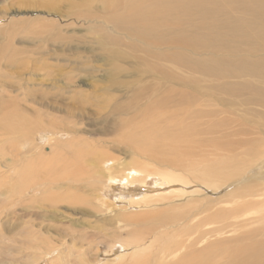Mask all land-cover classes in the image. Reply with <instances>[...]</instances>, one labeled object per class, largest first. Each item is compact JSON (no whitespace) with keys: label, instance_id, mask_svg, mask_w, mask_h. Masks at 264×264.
<instances>
[{"label":"bare ground","instance_id":"obj_1","mask_svg":"<svg viewBox=\"0 0 264 264\" xmlns=\"http://www.w3.org/2000/svg\"><path fill=\"white\" fill-rule=\"evenodd\" d=\"M78 1V3L72 4L71 9L78 10V7H83L85 13L75 11L67 19L85 21L84 23L92 20L96 23L93 24V28L98 32V35L88 39L86 36L85 38L76 36L77 43H68V48L73 47L75 50H79L85 45L89 49L94 47L99 50V53L101 52L105 58H108V69L116 79L108 81L109 86H105V88L103 86L100 90L98 88L100 85L92 86L93 91H90L89 96H85V98L78 97L79 91H73L71 88L73 82L69 83L68 78H66V82L63 81V84L68 86L52 87L53 91L57 90L50 92L54 102L48 107L54 113L63 110L64 114L59 117L41 111L44 108L27 110L25 106L22 107L14 97L7 93L4 86H0V116L4 115V119L17 116L16 121L20 125L22 124V129H20L18 126L13 128L9 121L5 122V125H3L4 122L0 123V136L7 137V142L9 140L17 141L16 136L21 141L24 135H27L25 132L27 126L31 125L29 133L32 135L38 134L42 130L56 137L54 140L52 139V143L58 146L55 162L51 158L53 172L46 171L40 178L37 175L36 182L39 185L48 183L56 190L64 187L71 188L72 198L64 202L70 205L79 204L81 214H101L107 220L104 223L105 226L98 227L96 230L83 233L82 229V233L77 230L73 231L71 235L84 237L88 241L95 239L99 242L114 244L118 243V238L121 237L123 231L130 239L141 233L144 235L145 242L136 239L137 241L127 244V248L132 251L122 254L114 264H264V233L251 230L240 232V230L249 227L250 211L256 206H264L262 195L256 193V191L262 190L264 196V175L252 182L246 179L247 175L242 180L235 181L234 178L235 175H240L242 172L240 168H247L250 171L259 170L260 166L256 162L260 158H263L264 161V139L259 147L256 137L248 136L244 132L240 138H234L232 134L218 135L217 129L220 123L211 118V110L206 109L207 104L193 100L195 106L198 107L196 110L191 108L189 103H185L186 100L183 97L192 99V94L196 96L203 94L202 90L194 86H176L178 88L168 92V98H170L168 103H165L166 99L164 98H153L143 105H141L143 101L140 102L144 99L146 92L155 89L154 87L145 89L144 86H156L142 84L145 78L153 77L160 83H169L168 79L161 76L166 75L163 67L157 63L152 64L151 60L156 62L178 61L189 64L192 71L199 72L203 68L204 60H194L197 53L213 54L220 51V48H224L223 52H230L231 56L240 57V53L233 54L236 52L235 44L238 41L246 49L243 62L244 66L248 68L246 73L252 77L255 75L258 81L264 83V67H262L261 60L256 59V56L264 53V46H262L264 44V0H215L218 1L220 12L212 7L213 10L209 14L198 7V0ZM237 3L244 4V9L251 10L257 20L258 18L262 19V23L258 25L260 30L239 23L238 18L244 11L239 12L242 6ZM207 8L209 6L203 7V10ZM175 12L179 14L177 17H174ZM32 20L30 22H34ZM39 24L40 26L36 28L34 34L29 37L32 45L43 44L46 46L51 37L64 39L60 32L55 34L49 24H42L40 21ZM99 24H102V30L109 32L108 37L98 31ZM66 25L69 24L66 23ZM168 25V28H163ZM89 26L84 29L88 30ZM155 30L158 35L157 42L151 40L149 33ZM259 36L262 40L260 43H256L255 38ZM184 41L188 44H184ZM16 43L12 46L11 39H9L0 47V61L3 62V65L19 69L18 72H21L23 70L21 68L25 64L29 62L33 64L35 61L33 64L35 65L36 62H39V59H31L32 55H25L24 49H18L21 47V41ZM64 48H67L66 45ZM167 49L173 50L167 51ZM7 50L9 53L5 58L1 57L2 53ZM133 50L140 55L133 53ZM18 53L24 55L18 57L16 56ZM124 53L129 54L128 59L123 55ZM248 55L252 56L250 58L252 60L248 59ZM119 60H125L128 66H120ZM217 61L229 62L221 56H218ZM140 68L141 77H132L129 81V84L132 82L141 83V85H137L140 87L119 92L117 86L125 84L122 77L131 74L132 71H139ZM147 71H153L157 75L151 76ZM8 73L9 76L12 72ZM180 74L185 77V80L191 77L187 71L180 72ZM48 76L47 74L41 77L48 78ZM127 77L129 78V75ZM242 86L246 90L255 88L248 82L242 83ZM256 86L260 93L259 105H264V86L258 84ZM191 88H196L198 93L195 94ZM32 93L35 92L27 91L25 94ZM66 93H73V96L67 103H61ZM36 94L41 101V95ZM243 96L250 97L245 93ZM213 101L215 108L231 110L225 108V103L215 98ZM133 102L141 106L134 107L131 105ZM33 103L38 104L39 102L36 100ZM246 103L248 102H243V104ZM92 107H97L95 116L90 113ZM174 107H177L176 110L160 114L163 118L170 116L168 124L162 122L163 118L156 119L159 112L150 115L154 111ZM200 107L205 109H200ZM85 111L90 113L88 117L85 116ZM230 112L234 114L236 123L241 122L246 125L245 127L256 129L264 138V125L260 127L256 123L251 124L239 112L233 110ZM183 114L184 116H179ZM78 116L79 120L91 118L90 121L95 122L92 123L93 129L87 131L89 135L85 136L69 125L70 122H76ZM203 117H207L205 123L207 127L201 126ZM177 118H179L177 121L181 123L173 125L174 119ZM259 119L264 122V115H261ZM64 134L68 138L62 141L58 136L62 137ZM229 139L237 143L239 149L231 151V147L228 145ZM3 146L5 145L2 144L1 147ZM40 153L41 149L35 143L30 144L26 150L19 148L16 159L10 160L5 167L10 170L11 165L16 162L20 163L27 157L38 164L41 162L37 159ZM225 155H227L226 158L238 163L240 167H236L239 170H235L233 173L218 176L212 172V169L217 173H223L226 167H219L213 159L211 162L206 159L207 157L222 158ZM124 156L128 157L129 161ZM64 158L89 166L91 171L88 176L78 174L69 177L66 175L64 173L66 167ZM210 164H214V166L211 167ZM217 177H222V184L225 185L221 190L217 187L220 194L219 200L211 205L196 206L195 203L198 202V199L195 198V194L200 189L215 191L214 179ZM150 181H154L155 184L152 185L154 188L149 191L147 186ZM258 185L261 187H257ZM171 186L172 188H170ZM117 189H120L121 192L119 196H115L118 203L128 202V207L140 205V208L147 206L150 209L143 212H137V210L132 212L129 209L131 212H127L128 207L116 209L111 208L110 205L109 207V203H106L104 199H108V194L114 195ZM78 191L91 192L88 194H91L92 197H81ZM256 195H258L257 198H255ZM66 198L68 199V197ZM222 202H229L233 206H220L219 204ZM44 209L42 210L44 211ZM256 217L262 223L264 212H258ZM170 228L176 232H170ZM262 228L258 229L262 230ZM226 233H232V235L228 236ZM27 237L31 238L32 235L30 237L27 235ZM34 238L37 237L33 236ZM36 240L38 241V239ZM149 240L151 241L147 245ZM153 242H157V244H153ZM34 246L36 243L31 247ZM56 247L57 245H51L50 253H55ZM142 247L144 252H146V247H150L151 250L146 252L145 258L144 254L142 259H139L138 255L141 253ZM33 262L31 264H34ZM50 264L52 263L50 262ZM108 264L113 263L109 262Z\"/></svg>","mask_w":264,"mask_h":264},{"label":"rangeland","instance_id":"obj_2","mask_svg":"<svg viewBox=\"0 0 264 264\" xmlns=\"http://www.w3.org/2000/svg\"><path fill=\"white\" fill-rule=\"evenodd\" d=\"M78 2V0H0V47H2L4 43L9 39H11L12 46L15 45L17 41H21V47H18V49H24L25 55H32L31 59L33 60L39 59V62H36L35 65H33L35 61H33V64L30 62L25 64L21 68L23 69L21 70V72H18L19 69H12L10 68L11 66L9 67L8 65H3V62L0 61V86H4L7 93L10 96L14 97V99L19 102L22 107L25 106L27 110H39L44 108L41 111L47 112L49 115H54L56 117L61 116V114L63 115V110L54 113V111L48 106L50 104H53L54 102V99L50 95V92H56L57 90L56 89L53 91L51 88L54 86H68L63 84V81L66 82V78H68L69 83L73 82V84L71 85L73 91H79V98H85V96H89L90 91H93L91 88L92 86L100 85L98 86L100 90L103 86L104 88L105 86H109L108 81H113L116 79V77L113 76L112 72H110L108 69V58H105V56L101 54V52L99 53V50L95 49L94 47L89 49L85 47V45L82 49L79 50H75V48L73 47H71L70 49L68 48V43H77L78 39L76 38V36H82L84 38L86 36L88 39L90 37L98 35V32L94 31L93 28V24L96 23L92 20L89 21L91 23H84V20V22H82L80 20L74 21L67 19L71 17L75 11H79L82 14L85 13L83 7H78V10L71 9L72 4ZM213 3H215V5H212ZM237 4H240L242 6L239 12L244 11V13L238 18L239 23L244 26H252L255 29H259L258 25L259 23H262V19L257 17V20L251 10L244 9V4ZM205 6H209V8L203 10V7ZM198 7L201 8L203 12H206L208 14L212 12V7H215L216 10L220 12L218 1L215 0H198ZM178 15L179 14H177L176 12L174 13V17H177ZM31 20L34 22H30ZM39 21L42 24H49L50 27L53 29V32L55 34H58L60 32L64 36V39L58 37H51L46 46L43 44L32 45L31 41L29 40V37L31 36V34H34L36 28L40 26ZM66 23H68L69 25H66ZM88 25H90L88 30H85L84 28L88 27ZM99 25L100 28L98 29V31L108 37V35H110L109 32L102 30V24ZM168 27L169 25L164 26L163 28ZM156 31L157 30L149 32L151 34L152 41H156V37L158 36ZM172 36H175V34H172ZM261 40L262 38L260 36L255 38L256 43H260ZM183 43L188 44L185 41ZM105 44L108 45L109 43ZM65 45L67 48H64ZM79 46L82 47V45ZM262 46H264V44H262ZM172 50L173 49H167V51ZM222 50L224 51V48H220V51L214 53L210 52L213 54H208L205 52L197 53L196 56H194V60H204L203 68L199 72L192 71L189 67V64H183L178 61L156 62L155 60H151L152 64L157 63L163 67L164 71L166 72V75L161 76L168 79L169 83H160L157 79L153 77L145 78V81L142 82V84H153L156 86H144L145 89L150 87H154L155 89L154 91L149 90L145 93L144 99L140 101H143L141 105L147 103L150 99L153 98H164L166 99L165 103H168L170 99L168 98V92L174 90L175 88H178L176 86H194L202 90V93L205 94V96H203V94L201 96H196L192 94V99H189V97L185 96L183 97L186 100L185 103H189V106L196 110H198V107L195 106L193 100L196 102H203L204 104H207L206 109L211 110V118L214 121L220 123V126L217 129L218 135L232 134L234 138H240L242 133L244 132L248 136H255L256 143L260 145L259 147H261L262 141L264 139L263 135L261 136V134H259L258 131L256 129H253L252 127H245L246 125L241 122L236 123L233 117L234 114H232L230 111L233 110L239 112L246 121L250 122L251 124L256 123L260 127H262L264 125V122H261L259 118L261 115H264V105H259L258 97L260 93L258 92V86H256V84H258L259 86H264V83L258 81L255 75L252 77L246 73L248 68L243 64L245 60L244 53L246 52V49L240 41L236 42V52L233 53L234 55L240 53V57L231 56L229 54L230 52H223ZM34 51H36L37 53H33ZM8 53V50L3 52L1 57L5 58ZM133 53L136 52L133 50ZM150 53L153 54V52L151 51ZM136 54L140 55V53ZM20 55L24 54L18 53L16 56L19 57ZM123 55L128 59V53H124ZM218 56L225 58L229 62L217 61ZM248 57V59L252 58V56L250 55H248ZM256 59H260L262 67H264V53H262L260 56H256ZM119 62L120 66L122 67L128 66L125 60H119ZM183 71H187L188 73H190L191 77L185 80V77L180 74V72ZM8 72L12 73L8 76ZM140 72L141 68L139 71H132L131 74L124 75L122 78L125 84L124 86H117V90L119 92H125L127 90H134L140 87L137 85H141V83L132 82L129 84V81L132 77H141L140 75L142 74H140ZM147 72L150 73L151 76L157 75V73L153 71ZM31 74L34 75L32 76ZM47 74L49 75L48 78L41 77L46 76ZM127 75H129V78L127 77ZM246 82H248L250 86H255V88L251 90H246L244 86H242V83ZM196 88H191L195 94L198 93V90ZM9 91L11 94L9 93ZM27 91H33L35 93L26 95L25 93ZM36 93H39V95H41V101H39L40 97ZM243 93L250 97L245 98L243 96ZM72 96L73 93H66L61 103H67L70 100V97ZM214 98L218 101L225 103V108H230L231 110H224L219 108L218 106V108H215L213 106ZM36 100L39 102L38 104L33 103V101ZM245 101H247L248 103L243 104V102ZM131 105L134 107L141 106L136 105L134 102ZM176 108L177 107L161 109L152 112L150 115H154L159 112V116L156 119H162L163 117L160 114L170 112L171 110H176ZM96 109L97 107H92L90 109V113H92L94 116ZM200 109L205 108L200 107ZM90 113L87 111L84 112L86 117H88ZM179 116H184V114ZM3 117L4 115L0 116V123L3 124L4 122L3 125H5V122L9 121V123L13 125V128H16V126H18L20 129H22V124L20 125V123L16 121L17 116H12V118L11 116L8 117L10 120L8 118L4 119L5 117ZM168 117L163 118L162 122L168 124ZM77 118L78 120H76V122H70L69 125L80 131V133L84 134L85 136H87V134L89 135V132L87 131L89 129H93L92 126L95 122L90 121L91 118H85L86 120H79V116ZM179 118L174 119L175 123L173 125L181 123L177 121ZM206 121L207 117H203L201 119V122H203L201 126L207 127V124H205ZM87 124H89L90 126H86ZM31 128V125L27 126V130L25 131L27 135H24V138L21 141L16 136L17 141L9 140L7 142V137L0 136V264H31L33 261L34 264H50V262L52 264H68V262L69 264H108L109 262H112L114 264L122 254H125L127 252L130 253V251H132V249L127 248V244L137 240H141V242L146 241L142 233L138 234L139 236L135 235L134 237H132V239H130L127 235H125L124 231L122 232L123 234L121 233V237L118 238L117 244L105 243L104 241L99 242V240L95 239H89L88 241V239L84 237L71 235L73 234V231L77 230L81 233L83 231V233H88L92 230H96L98 227L105 226L104 223L107 220L104 219V216L101 214H81V206L79 204L70 205L64 202L65 200L69 201L72 198L71 188L64 187L60 190H56V188H54V190L53 187H51L48 183H41L39 185L36 182L37 175L40 178L42 176V173L46 171H49V173L53 172L52 162L54 161V158L56 156V150L58 149V146L55 143H52V139L54 140V138H56L55 136L49 135L47 132H44L42 130H40L38 134L32 135V133H29V130ZM58 138L64 141L68 138V136L64 134L62 137L58 136ZM2 140H4L5 142L3 141V143ZM32 142L35 143L41 149L40 155L37 156V159H39L41 162L37 164L32 161L31 158L27 157L22 160V162H16L14 165H11L10 170H7L5 165L9 163L10 160L16 159L17 149L23 148V150H26V148H28L30 144H33ZM2 144L5 146L1 147ZM228 145L231 147V151L239 149L237 147L238 144L235 143L232 139L228 140ZM51 153L53 156L51 155ZM124 157L127 161H129L128 157ZM226 157L227 155L222 157L223 159L218 157H207L206 159L209 160V162L214 160L217 165H219V167H226V170L223 173H217V171H213L212 169V172H214L218 176H224L227 173H233L235 170H239L236 167L239 168L240 165ZM32 158L36 159L35 157ZM51 158L53 161L51 160ZM64 161H66L64 173L69 177L78 174H82L87 177L89 172L91 171V168L82 162H72L67 158H64ZM256 164L260 166V168H258L259 170L250 171L247 168H240L242 169V172L240 173V175L234 176L235 181L242 180L246 175V179L250 182L254 181L255 179H259L261 176H263V158H260L256 162ZM210 166L212 167L214 166V164H210ZM254 174H256L255 177ZM149 183L147 188L150 191L152 188H154V186L152 185H154L155 183L154 181H150ZM214 183H216L214 184L215 191H204L203 189H200V191L195 194L196 197H194L198 199V202L195 203L196 206L200 207L205 205H211L212 203L219 200L220 194L217 191V187L220 188V190L225 187V185L222 184V177L215 178ZM257 187H261V185H258ZM170 188H172V186ZM68 192L69 194H67ZM78 193H80L79 195L81 197H92L91 194H88L91 192L83 193V191H78ZM120 193V189H117L114 195L111 196V194H108V199L105 198L104 201L106 203H109L108 206L110 205L113 209H116L118 207L127 208L128 202L118 203V201L115 199V196H119ZM256 193L262 195L261 199L264 200L262 190L256 191ZM66 197H68V199ZM257 197L258 195L255 196V198ZM222 203L219 205L226 207L233 206V204L229 202ZM140 207V205L137 207H128L127 212H133L135 210H137V212H143L145 210H148L149 208L147 206H143L142 208ZM43 208H45L44 211L42 210ZM62 210L64 211L63 213ZM263 210L264 206L254 207L249 213V227L244 230H240V232L251 230L264 233V221L261 223L256 217L258 215V212H264ZM255 212L257 215L255 214ZM84 215L86 218L84 217ZM93 216L94 218H92ZM102 218L103 220H101ZM259 227H263L262 230L258 229ZM169 231L176 232V230L171 228ZM27 235L29 237L32 235V237L28 238ZM226 235L229 236L232 235V233H226ZM226 235H224V237H226ZM33 236L37 238L33 239ZM121 238L123 241L121 240ZM36 239H38V241ZM150 241L151 240L147 241V245ZM35 243L36 246L31 247L32 245H35ZM153 244H157V242H153ZM51 245H57V251L55 253H50ZM123 245L126 247V249H124L125 247ZM119 247L121 248L119 249ZM121 249L123 250V252ZM150 250V247H146V252ZM146 252L143 251L142 247L141 253L138 255V258L142 259V256L144 254L145 258L147 256ZM29 255L31 256L29 257ZM31 260L32 262H29Z\"/></svg>","mask_w":264,"mask_h":264}]
</instances>
